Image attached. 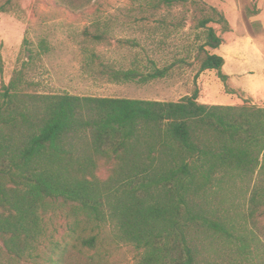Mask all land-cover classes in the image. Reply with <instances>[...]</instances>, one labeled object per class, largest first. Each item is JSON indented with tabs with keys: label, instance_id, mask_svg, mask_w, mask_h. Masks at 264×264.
<instances>
[{
	"label": "trees",
	"instance_id": "1",
	"mask_svg": "<svg viewBox=\"0 0 264 264\" xmlns=\"http://www.w3.org/2000/svg\"><path fill=\"white\" fill-rule=\"evenodd\" d=\"M92 1L55 3L82 10ZM179 1L154 0L152 8ZM212 12L217 20L200 21L206 34L196 58L199 73L215 71L225 84L224 59L209 52L222 39L208 25L229 28ZM98 25L83 35L102 43L107 26ZM39 47L47 52L44 41ZM167 70L114 71L112 78L146 84ZM22 75L0 92V243L7 255L31 258L44 214L59 203L86 225L110 223L117 241L139 252L137 264H216L203 260L198 238L233 236L205 197L217 176L263 173L264 108L202 105L197 91L177 102L26 94ZM101 168L105 180L97 177ZM263 194L254 193L252 212ZM82 243L92 247L94 239Z\"/></svg>",
	"mask_w": 264,
	"mask_h": 264
},
{
	"label": "rangeland",
	"instance_id": "2",
	"mask_svg": "<svg viewBox=\"0 0 264 264\" xmlns=\"http://www.w3.org/2000/svg\"><path fill=\"white\" fill-rule=\"evenodd\" d=\"M153 1L93 0L82 10H70L55 0H0V92L21 72L26 94L177 102L197 91L207 106L264 108V0H180L159 9L152 8ZM212 9L229 28L208 25L222 39L209 52L224 59L225 84L215 71L199 73L196 58L206 34L200 21L218 19ZM96 23L100 31L107 26L102 43L83 35L94 33ZM154 68L168 69L166 76L146 84L112 78L114 71L143 75ZM108 174L101 168L97 177L105 180ZM210 188L207 210L233 238H198L203 260L264 264V194L255 212L251 202L254 193H264V170L217 176ZM43 230L32 257L24 261L11 258L0 243V264H137L140 257L117 241L110 223L86 225L59 203L44 214ZM87 239H94L92 247L83 245Z\"/></svg>",
	"mask_w": 264,
	"mask_h": 264
},
{
	"label": "crops",
	"instance_id": "3",
	"mask_svg": "<svg viewBox=\"0 0 264 264\" xmlns=\"http://www.w3.org/2000/svg\"><path fill=\"white\" fill-rule=\"evenodd\" d=\"M202 82V78H200L198 85H201ZM198 103L202 104V105H206V103L202 102L201 99H198Z\"/></svg>",
	"mask_w": 264,
	"mask_h": 264
}]
</instances>
